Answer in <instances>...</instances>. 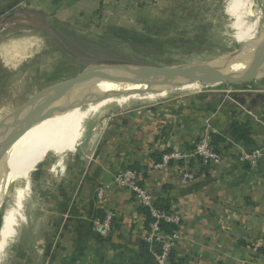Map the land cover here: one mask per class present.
Segmentation results:
<instances>
[{
  "label": "crops",
  "instance_id": "1",
  "mask_svg": "<svg viewBox=\"0 0 264 264\" xmlns=\"http://www.w3.org/2000/svg\"><path fill=\"white\" fill-rule=\"evenodd\" d=\"M54 1L0 0V105L25 99L14 109L0 107V169L23 134L22 120L47 90L33 92L31 85L44 75L41 67L48 68L49 34L27 14L46 15ZM230 88L136 108L107 132L101 125L87 129L89 114L100 109H80L49 137L52 149H44L39 164L34 154L19 179L23 186L11 194L13 200L20 191L28 196L35 168L42 166L40 207L29 204L25 215L17 202L21 218H28L13 264H155V249L145 241L148 212L115 184L125 168L142 174L157 206L181 214L182 239L170 264H264V158L256 167L245 159L264 147V78ZM207 121L221 165L191 161L198 174L189 183L181 182L184 162L155 169L163 154L190 150ZM233 126H242L247 137L239 139ZM109 211L116 214L112 231L99 236L94 223Z\"/></svg>",
  "mask_w": 264,
  "mask_h": 264
},
{
  "label": "rangeland",
  "instance_id": "2",
  "mask_svg": "<svg viewBox=\"0 0 264 264\" xmlns=\"http://www.w3.org/2000/svg\"><path fill=\"white\" fill-rule=\"evenodd\" d=\"M54 2L56 4L46 11L53 24L52 33L48 37L49 65L46 71L45 66L41 67L44 75L31 85L33 92L47 88L45 92L47 96L38 100L37 108L46 105L69 82L85 76V71L93 66L113 64L194 66L248 46L264 34V0H55ZM115 24L136 31L140 35L127 39L118 38L116 33L111 31L117 26H113ZM263 50L255 54L242 70L245 71L253 66L254 59L261 56ZM38 63L41 64V61L38 60ZM230 87L229 84L215 86L193 84L134 91L100 89L95 91L80 109L89 107L100 109L97 113L89 114L87 129L91 132L92 128L101 125L103 131L107 132L120 116L136 108L152 106L157 101H178L194 94L231 89ZM127 99L129 100L125 102ZM2 102L0 107L14 109L25 102V99L11 97ZM127 108L129 110H125ZM66 123L45 135L34 153L37 154V164L42 161L44 149H52V143L48 141L49 137L62 132ZM25 136L24 132L2 163L0 177L20 152ZM41 168L42 166L35 168L37 169L34 173L35 181L33 180L28 196L24 191H20L17 196V199L27 196L25 199L15 201L17 199L13 200L11 196L16 189L23 186L18 180L5 201L0 216V225L4 218L3 228H0V264H13L20 251L16 242L19 231L24 230L27 225L28 216L21 218L23 216L19 213L17 202L23 205L25 215L29 204L40 207L41 201L38 198L39 193L42 192L40 188L42 176L39 175ZM18 217L21 219L19 220ZM38 262L41 264L40 260Z\"/></svg>",
  "mask_w": 264,
  "mask_h": 264
},
{
  "label": "water",
  "instance_id": "3",
  "mask_svg": "<svg viewBox=\"0 0 264 264\" xmlns=\"http://www.w3.org/2000/svg\"><path fill=\"white\" fill-rule=\"evenodd\" d=\"M264 49V34L257 40L239 50L230 52L217 58V66L209 72L192 70L188 65L181 67H157L136 64L106 65L102 70L93 74H86L69 82L61 92L54 95L46 105L37 108L38 100L47 96L45 93L35 99L33 106L22 120L23 133L27 135L40 124L58 115L75 109H80L95 91L104 84L118 79H150L154 82L173 86H189L193 84L237 85L264 78V70L249 73L247 70H235L239 62H249L252 57ZM202 65L195 67L199 70ZM243 71V72H241ZM86 73V72H85ZM37 108V109H35ZM1 151V150H0ZM18 176V175H17ZM19 178H12L11 183L3 186L0 194V216L9 194Z\"/></svg>",
  "mask_w": 264,
  "mask_h": 264
},
{
  "label": "built area",
  "instance_id": "4",
  "mask_svg": "<svg viewBox=\"0 0 264 264\" xmlns=\"http://www.w3.org/2000/svg\"><path fill=\"white\" fill-rule=\"evenodd\" d=\"M262 158H264V147L253 150L245 157L252 167H256ZM223 160V155L214 147L213 131L207 121L196 144L190 150L187 152L172 150L163 154L155 169L164 170L173 162H184L187 167L182 174L181 182L189 183L194 181L198 174L197 170L190 166L191 161H197L203 168H208L221 165ZM141 175L135 169L125 168L117 173L115 184L130 192L139 205L147 210L151 222L145 241L155 249L153 252L155 264H170L171 255L182 239V217L179 212L163 210L157 206L153 193L142 184ZM98 196L102 200L103 191H99ZM115 217L116 214L109 211L103 221L97 220L94 223L96 233L103 237L108 235L112 231ZM164 225L171 226V231H166Z\"/></svg>",
  "mask_w": 264,
  "mask_h": 264
},
{
  "label": "bare ground",
  "instance_id": "5",
  "mask_svg": "<svg viewBox=\"0 0 264 264\" xmlns=\"http://www.w3.org/2000/svg\"><path fill=\"white\" fill-rule=\"evenodd\" d=\"M217 64H218L217 58H215L213 60L199 64L198 66L202 65L199 68V70L195 69L197 65L189 66V68L203 73V72H209L210 70L214 69L217 66ZM246 64L247 62H239L234 66V69L241 70L244 68ZM103 68L104 66L101 65L93 66L88 68L85 72L86 74H93L95 72H98L99 70H102ZM261 70H264V50L261 56H258L254 59L253 66L247 69L249 73L258 72ZM107 88H114L124 91H134V90H144V89H154V88H169V86L154 82L150 79H118L110 83L104 84L100 87V89H107ZM79 110L80 109H75L65 114L58 115L55 118L40 124L38 127L33 129L30 133H28L24 137V142L20 152L16 155V157L14 158L8 169L5 171V173L0 177V194H2L1 191H3L2 190L3 186L4 185L6 186L8 183H11L12 178L14 177L19 179L22 178L23 174L25 173L29 163L31 162L34 156L36 148L39 147L45 135L48 132L50 131L52 132L53 130H55L58 126L66 123L76 113H78Z\"/></svg>",
  "mask_w": 264,
  "mask_h": 264
},
{
  "label": "trees",
  "instance_id": "6",
  "mask_svg": "<svg viewBox=\"0 0 264 264\" xmlns=\"http://www.w3.org/2000/svg\"><path fill=\"white\" fill-rule=\"evenodd\" d=\"M28 18L32 21H34L35 23H37L43 30H45V32H47L49 35H51L52 31L51 29L53 28V24L50 22V18L45 15L44 13H39V12H32V13H28L27 14ZM113 29V30H112ZM111 31H113L112 33H116V37L121 38V39H127V38H131V37H135L139 36L140 34H138V32L136 31H132L129 29H124L121 27H114L112 28ZM233 130L235 131V133L237 134L238 138H246L248 131L245 130L242 126H240V128L233 126ZM159 208L163 209V210H169V207H164V206H160L158 205ZM149 215V214H148ZM150 217V216H149ZM164 229H166V231H171V226L168 225H164L163 226ZM171 259H172V255H171Z\"/></svg>",
  "mask_w": 264,
  "mask_h": 264
}]
</instances>
